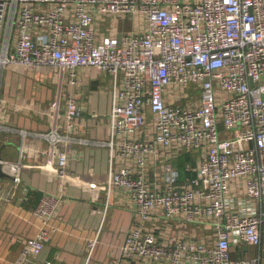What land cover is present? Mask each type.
<instances>
[{
    "label": "built area",
    "instance_id": "obj_1",
    "mask_svg": "<svg viewBox=\"0 0 264 264\" xmlns=\"http://www.w3.org/2000/svg\"><path fill=\"white\" fill-rule=\"evenodd\" d=\"M8 66L59 71L39 153L50 177L91 188L58 149L82 114L62 88L79 86L81 69L113 77L102 188L126 191L135 213L118 264H264V0H0V77ZM190 150L200 151L186 166L195 175L182 176L175 160ZM24 167L0 159L13 179L0 205L15 198ZM63 202L42 195L36 233L3 264H40ZM244 245L253 252L235 257Z\"/></svg>",
    "mask_w": 264,
    "mask_h": 264
},
{
    "label": "crops",
    "instance_id": "obj_2",
    "mask_svg": "<svg viewBox=\"0 0 264 264\" xmlns=\"http://www.w3.org/2000/svg\"><path fill=\"white\" fill-rule=\"evenodd\" d=\"M80 75L79 86L72 87L67 82L62 88L63 96L73 93L77 97L82 114L75 119L72 131L64 128L68 140L58 149L66 150L70 155V174L87 182H96L100 188L50 177L45 167L47 158L39 153L47 146L43 135L52 126V104L60 90L59 71L15 68L8 75L4 71L0 77L1 92L5 91L0 159L22 160L26 164L15 198L11 203L0 205V264L5 258L18 256L25 239L36 233L33 210L40 200L32 195L34 192L64 198L55 218L60 230L52 234L37 258L40 264L46 261L54 264H118L121 259V246L135 222V213L126 191L102 188L110 179V147L102 146L100 142H107L111 137L113 77L95 74L93 69H81ZM0 97L3 99L1 93ZM60 115V121L64 123L63 109ZM21 131L26 133L24 137ZM12 184L10 175H0V192H7ZM20 219L30 222L31 228L23 225L14 232V226H11ZM22 228L29 234L22 233ZM94 240L95 247L90 252L89 244ZM252 252L253 248L245 245L242 251L234 248L235 257ZM123 264L144 263L126 260Z\"/></svg>",
    "mask_w": 264,
    "mask_h": 264
},
{
    "label": "trees",
    "instance_id": "obj_3",
    "mask_svg": "<svg viewBox=\"0 0 264 264\" xmlns=\"http://www.w3.org/2000/svg\"><path fill=\"white\" fill-rule=\"evenodd\" d=\"M200 155V151L198 150H190V151H185L183 152L176 160H175V164L177 165L178 169L180 170L182 176H194L195 173H188L186 172V166L187 164H192L195 165L197 163V159ZM32 195H35L34 197L36 198V200L38 201V199L40 200L42 195L37 194V193H32Z\"/></svg>",
    "mask_w": 264,
    "mask_h": 264
},
{
    "label": "rangeland",
    "instance_id": "obj_4",
    "mask_svg": "<svg viewBox=\"0 0 264 264\" xmlns=\"http://www.w3.org/2000/svg\"><path fill=\"white\" fill-rule=\"evenodd\" d=\"M110 24L113 26V28L114 29H116V21H112L111 20V22H110ZM11 71H15V68H13V67H11V66H8V67H6V69H5V75H8V73H10ZM67 83V81H65V84ZM109 86V85H108ZM5 87V86H4ZM103 90L104 89H106V88H102ZM106 90H108V88L106 89ZM110 90V89H109ZM189 92H191V89L189 90ZM1 96L3 97V99L1 98L0 99V106H3L4 105V96H5V91H4V89L2 90V92H1ZM62 104H63V107H64V105H65V99L63 98L62 99ZM2 114L0 113V120H2ZM23 225L24 226H26V228L27 227H29L30 226V228H31V223L30 222H28L27 220H18L14 225H12L11 227H13L14 226V232H15V228H17V227H23ZM13 229V228H12ZM21 232L22 233H25L26 235H28L29 234V231H27V230H25L24 228H22L21 229Z\"/></svg>",
    "mask_w": 264,
    "mask_h": 264
},
{
    "label": "water",
    "instance_id": "obj_5",
    "mask_svg": "<svg viewBox=\"0 0 264 264\" xmlns=\"http://www.w3.org/2000/svg\"><path fill=\"white\" fill-rule=\"evenodd\" d=\"M93 88H95V89H96L97 87H96V86H93ZM0 175H1V176H5V175H6V173H4V172L2 171V169H0Z\"/></svg>",
    "mask_w": 264,
    "mask_h": 264
}]
</instances>
